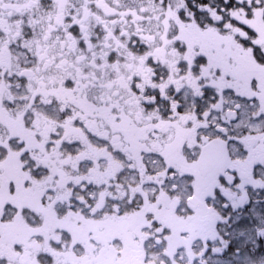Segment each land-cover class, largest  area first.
<instances>
[{
  "label": "snow or ice",
  "instance_id": "snow-or-ice-1",
  "mask_svg": "<svg viewBox=\"0 0 264 264\" xmlns=\"http://www.w3.org/2000/svg\"><path fill=\"white\" fill-rule=\"evenodd\" d=\"M0 264H264V0H0Z\"/></svg>",
  "mask_w": 264,
  "mask_h": 264
}]
</instances>
